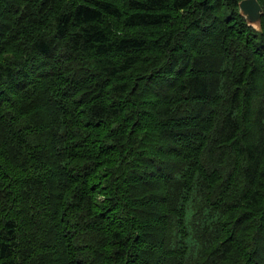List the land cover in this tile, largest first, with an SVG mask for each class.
<instances>
[{"label":"trees","instance_id":"obj_1","mask_svg":"<svg viewBox=\"0 0 264 264\" xmlns=\"http://www.w3.org/2000/svg\"><path fill=\"white\" fill-rule=\"evenodd\" d=\"M239 1L0 0V264H264Z\"/></svg>","mask_w":264,"mask_h":264},{"label":"water","instance_id":"obj_2","mask_svg":"<svg viewBox=\"0 0 264 264\" xmlns=\"http://www.w3.org/2000/svg\"><path fill=\"white\" fill-rule=\"evenodd\" d=\"M238 12L244 17L247 25L256 31H261V16L263 9L258 0H240L238 2Z\"/></svg>","mask_w":264,"mask_h":264},{"label":"bare ground","instance_id":"obj_3","mask_svg":"<svg viewBox=\"0 0 264 264\" xmlns=\"http://www.w3.org/2000/svg\"><path fill=\"white\" fill-rule=\"evenodd\" d=\"M10 67V66H9ZM45 99H47V98H45ZM49 102V101H48ZM56 102V101H55Z\"/></svg>","mask_w":264,"mask_h":264}]
</instances>
